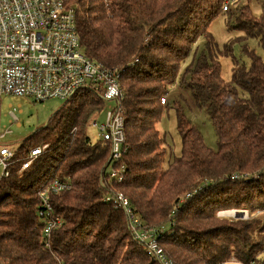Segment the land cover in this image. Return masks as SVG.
<instances>
[{"label": "trees", "instance_id": "trees-1", "mask_svg": "<svg viewBox=\"0 0 264 264\" xmlns=\"http://www.w3.org/2000/svg\"><path fill=\"white\" fill-rule=\"evenodd\" d=\"M231 0H69L76 13L84 54L120 75L125 91L128 171L109 190L100 177L110 165L111 147L88 135L105 101L90 90L65 103L47 125L15 151L9 178L0 182V264H161L135 240L124 212L105 203L110 191L125 194L144 226L160 228L183 203L176 226L160 239L174 264H264V61L247 47L264 49L261 17L249 4L238 10L235 30L242 36L221 51L209 30ZM206 49L184 69L197 42ZM252 60L250 68L233 56L234 46ZM221 57H232L234 76L226 82ZM180 79L218 136L212 151L174 108L182 155L164 170L165 139L158 129L168 98ZM75 132V133H74ZM51 143L20 180L28 153ZM239 177V178H236ZM241 177V178H240ZM72 181V190L51 198L63 221L47 249L39 223L40 192L54 180ZM247 210L252 219H222V211ZM235 259V261H233Z\"/></svg>", "mask_w": 264, "mask_h": 264}, {"label": "built area", "instance_id": "built-area-1", "mask_svg": "<svg viewBox=\"0 0 264 264\" xmlns=\"http://www.w3.org/2000/svg\"><path fill=\"white\" fill-rule=\"evenodd\" d=\"M231 1L225 4V13L230 11ZM85 90L94 92L105 103L114 104L107 111L104 122H100L98 117L91 125L99 134V140L111 147L110 165L100 177V186L109 190L114 184L124 183L128 171L124 163L128 151L123 107L125 91L120 75L91 61L84 54L75 9L69 0H0V119L5 97H27L37 102L53 99L69 102ZM166 102L167 98H163L162 104ZM21 114L20 108L10 106L5 117L11 127L7 129L0 122V182L10 177L15 163L14 149L2 141L12 133V127L21 126ZM50 148L51 143H47L28 153L17 172L20 180L25 179L29 170ZM72 187L71 179L54 180L40 192L38 215L43 228L42 241L47 249L51 248L54 232L63 223L55 214L51 198L71 191ZM192 196L181 200L180 206L171 214L170 223L160 228L144 226L129 198L122 192L110 191L105 203L125 213L135 240L145 247L153 261L174 264L159 239L176 226L175 218L181 205ZM217 217L252 219L247 210L222 211Z\"/></svg>", "mask_w": 264, "mask_h": 264}, {"label": "rangeland", "instance_id": "rangeland-1", "mask_svg": "<svg viewBox=\"0 0 264 264\" xmlns=\"http://www.w3.org/2000/svg\"><path fill=\"white\" fill-rule=\"evenodd\" d=\"M249 4L252 13L256 17H261L263 14L264 0H234L231 1V14H224L216 21H214L210 27V34L218 46L219 50H223L225 45L230 41H233L242 36L240 31L235 30L236 18L238 10ZM247 47L255 51L258 56L264 61V49L260 45L258 40L250 39L247 41ZM243 45L236 44L233 50V56L237 59L240 65H244L250 68L252 60L243 52ZM206 49V40L201 38L196 46L193 48L190 56L184 64V69L189 67L198 54H201ZM220 62L222 65V76L226 82H232L234 76V64L232 57H221ZM169 111L167 107L164 110V114L161 123L158 125V129L162 138L165 139L164 148L166 149V161L164 164V170H167L170 163L177 157L182 155V138L178 131V118L176 109L174 108L175 101L178 99L184 108L187 119L190 123L196 127L203 135L205 143L212 151H217L218 136L212 121L205 110H201L197 107L191 92L185 88L180 79H178L175 88L168 96ZM67 102L62 100L53 99L46 102H37L32 98L27 97H5L1 107V119L0 122L3 127L9 129V119L5 115L9 112L10 106L18 107L22 110L20 115L21 126L12 127V133L7 135L6 139L2 141L3 144L17 149L21 143L33 135L38 129H41L47 125L50 118L56 114L61 107ZM113 103H107L105 105L104 113L99 118L100 122H104L106 119V113ZM90 138L96 142L99 140V134L97 131L90 127L88 130ZM1 177V169H0ZM264 226V214L259 217L257 228L260 229ZM264 236V235H263Z\"/></svg>", "mask_w": 264, "mask_h": 264}]
</instances>
